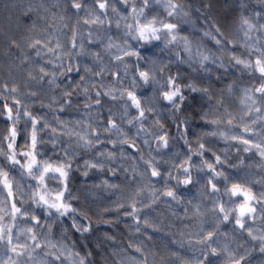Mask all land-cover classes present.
Segmentation results:
<instances>
[{"label": "clouds", "instance_id": "1", "mask_svg": "<svg viewBox=\"0 0 264 264\" xmlns=\"http://www.w3.org/2000/svg\"><path fill=\"white\" fill-rule=\"evenodd\" d=\"M0 264H264V0H0Z\"/></svg>", "mask_w": 264, "mask_h": 264}]
</instances>
